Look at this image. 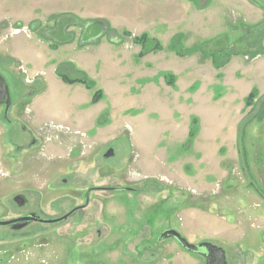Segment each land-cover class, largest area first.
<instances>
[{"label":"rangeland","instance_id":"374dc122","mask_svg":"<svg viewBox=\"0 0 264 264\" xmlns=\"http://www.w3.org/2000/svg\"><path fill=\"white\" fill-rule=\"evenodd\" d=\"M207 4L215 14L189 30L188 5ZM69 9L109 27L81 51L34 45L32 27L44 31L50 13ZM32 16L31 26L13 22ZM0 20V73L12 96L7 111L0 106V220L81 208L55 224L0 226V264H206L161 238L167 229L222 247L228 264H264V0H0ZM176 31L187 57L133 40L146 33L165 45ZM68 32L87 45L81 27ZM75 68L95 86L57 74L79 76ZM110 148L115 156L104 158Z\"/></svg>","mask_w":264,"mask_h":264},{"label":"trees","instance_id":"16d2710c","mask_svg":"<svg viewBox=\"0 0 264 264\" xmlns=\"http://www.w3.org/2000/svg\"><path fill=\"white\" fill-rule=\"evenodd\" d=\"M73 19L75 21H73ZM51 21L54 23L49 25L47 27V29H44V31H40V34L42 35V37H44L45 39L51 41V45L52 47H58L60 44H63V43H69V42H72L75 38V34L73 32H68L69 30V27L71 25H74V26H79L82 28V30L84 31L83 34L84 35V39H85V36L88 35V39H85V44H92V43H95L96 40L99 41V37L104 35L105 33H103L105 31L106 28H108V22L105 20V19H86V20H82L81 18H79V16L75 15V14H71V13H62V14H56V15H53L51 17ZM47 30V31H46ZM102 30V31H101ZM48 31H51L52 34L54 32L55 35L57 36H65V38L61 41H57V39L54 38V36H49L47 35L46 32ZM102 32L101 34L98 35L99 32ZM62 32H65V33H68L67 35L63 34ZM126 34L128 35H132L130 32L126 31L125 32ZM98 37H95L97 36ZM180 37V36H179ZM96 39L95 42H91L89 41L90 39ZM151 39L149 37L148 34L144 33V34H141L140 37L138 36H134V41L135 43H139V44H142L145 46V44L148 42V40ZM154 40V39H152ZM155 45L154 47L152 48L153 50H156V49H161L162 46L160 45L159 41L155 40ZM178 37H174L172 39V42H171V46L173 50H175L178 54L180 55H184L185 52L183 50V48H178ZM143 46V47H144ZM145 54V51L144 52H140V55L143 56ZM210 56H213L214 57V63L215 65L217 66H221L223 65L222 63H219L218 60L216 59L217 56H218V53L217 52H211L209 53ZM76 69V68H75ZM77 73L79 74V76H76V77H71L69 76L68 74L65 73V71L63 72L62 69L58 70L57 71V74L58 76L66 83H70V84H73V83H82L84 84L88 89L90 88H93L95 86V82L93 80H91L87 74L83 71H79L77 70ZM69 73V72H67ZM172 80L173 79H170L169 80V83H172ZM258 90L255 88L253 89L249 95L247 96L246 98V105H251L252 104V100L255 96V93L257 92ZM102 92H101V89H99L98 91L95 92L94 96H93V101H96L100 98ZM197 120H196V119ZM197 131H198V118L197 117H194V120H193V123L191 125V128H190V132H189V135L191 137L193 136H196L197 134Z\"/></svg>","mask_w":264,"mask_h":264},{"label":"crops","instance_id":"0c3cea01","mask_svg":"<svg viewBox=\"0 0 264 264\" xmlns=\"http://www.w3.org/2000/svg\"><path fill=\"white\" fill-rule=\"evenodd\" d=\"M198 1V0H197ZM190 8V6L188 5V7H187V9H186V14L184 15V17L182 18L183 20H187L188 19V17H189V15H192L191 16V19L192 20H190L189 21V23H192L191 24V26L188 28L189 30H197V29H200V30H202V28H204V23H207V22H209V20H208V18L207 17H209V15H210V12H213L214 13V11L213 10H209V6H208V4L207 5H205V7H202V9L201 10H195V9H197V8H195V9H190V10H188ZM62 13H71V14H75V15H77V16H79L80 18H83V19H88V18H92V15H85V14H82L79 10H71V9H69V10H62V11H55V12H52V13H50V14H62ZM215 14V13H214ZM201 18V26H202V28H200V27H198V26H195L194 24H196V25H198L199 24V19ZM35 19H39V18H33V16L32 17H30V18H28L27 20H21V19H17V20H15V21H13V22H15V23H19V24H30V26H31V23L33 22V20H35ZM182 19H179V17H177V19H175L174 21H173V23L172 24H174V25H178V24H181V22H179V21H182ZM3 20H0V22H2ZM51 22V24H52V21H50ZM177 23V24H176ZM112 24V23H111ZM162 24L164 25V26H168L169 24L168 23H166L165 21H163L162 20ZM171 23H170V25H172ZM113 25V27H114V24H112ZM29 26V25H28ZM42 26H38V27H35V28H33L32 27V29L30 30L31 31V33L33 34V36L31 37V38H33L34 37V35H35V37H36V39H38L37 40V42L35 43V42H33L34 43V45L35 44H40V43H42L44 46V48H46L47 49V51L48 52H55V51H58L60 48L61 49H63V48H65V49H68V48H70V47H72L73 49H79V51H81V50H83V49H85V48H87L88 46L90 47L91 45L90 44H87V45H84V46H82V45H80V42H79V40H77L78 38L77 37H75L74 38V40L72 41V42H69V43H63V44H60L58 47H52V45H51V41H49V40H47V39H45L44 37H41L42 35L40 34V28H41ZM31 28V27H30ZM114 28H116V27H114ZM130 31V30H129ZM179 32H182V31H176L175 33H171L170 34V42L168 43V44H165V45H163L162 43H161V41H160V39H159V37H157V36H152L151 37V39H155V40H157V41H159V43H160V45L162 46V48L161 49H156V50H153L155 53L157 52V51H164L166 48V45L168 46V48H169V50H171L172 52H176V51H174L173 49H171V42H172V39L174 38V36H175V34L176 33H179ZM153 34V33H152ZM46 40L47 42L45 43V42H43L42 40ZM134 40V39H133ZM110 42V41H109ZM109 42L108 41H106V43L105 44H109ZM105 44H103V42H101V46L102 45H105ZM113 43H111V45H112ZM96 45H98L99 46V44H96ZM142 45V44H141ZM139 46V45H138ZM143 46V45H142ZM139 49V55H140V50H141V48H138ZM84 51H86V50H84ZM154 52H150V53H148L147 55L149 56V54H155ZM170 53H168L167 55H169ZM176 54H177V52H176ZM180 55V54H179ZM185 55H187V54H184V55H180L181 57H183V56H185ZM141 56V55H140ZM144 56V55H143ZM146 56V55H145ZM185 57H187V56H185ZM11 58H12V61L13 60H18V61H22V62H25L26 64H27V62L22 58V57H20L17 53H13V54H11ZM41 59L43 58V57H40ZM39 58V59H40ZM141 58V57H140ZM211 59H212V62L214 63V57L213 56H211ZM233 59V58H232ZM231 59V60H232ZM46 61H50L48 58L47 59H45ZM229 62V61H228ZM228 62H226L225 64H227ZM224 64V65H225ZM214 65H215V63H214ZM217 68H219V67H221V66H217V65H215ZM80 67V66H79ZM81 68V67H80ZM33 71H36V70H44V68L42 67V66H40V67H36L35 69H32ZM82 70H83V72H85L86 74L88 73V71L87 70H85V69H83L82 68ZM57 71V70H56ZM88 75V74H87ZM167 78V77H166ZM66 83V82H65ZM167 83H169L168 82V80H167ZM70 84V83H69ZM73 84H76V83H73ZM82 84V83H81ZM169 85H170V83H169ZM254 89V88H253ZM252 89V90H253ZM251 90V91H252ZM250 91V92H251ZM249 95V94H248ZM247 95V96H248ZM247 98V97H246ZM246 98H245V100H246ZM245 105H246V102H245Z\"/></svg>","mask_w":264,"mask_h":264},{"label":"water","instance_id":"95a60500","mask_svg":"<svg viewBox=\"0 0 264 264\" xmlns=\"http://www.w3.org/2000/svg\"><path fill=\"white\" fill-rule=\"evenodd\" d=\"M0 105H5V109L6 111L11 107L12 105V96H11V92H10V87L9 84L7 82V79L5 78V76H3L0 73ZM114 155V150L110 149L106 154L105 157H110ZM15 201L19 204V205H23L25 203V199L23 195H17L15 197ZM68 215H65L63 217L57 218V219H51V220H44L47 223H55L58 221H61L62 219L66 218ZM33 215L30 217H24L21 219H14V220H0V226H5V225H10L13 223H16L20 220H30L33 219ZM24 224H19V225H14V228H20L22 227ZM176 237L178 239V241L181 243V245L188 249L189 251H197L199 249V247L204 246L207 249L208 255H207V264H228L227 260H226V253L225 250L222 247H218L215 244L212 243H208V242H204L201 244H194L191 243L187 240V238H185L180 232H178L175 229H169L166 230L165 232H163L161 234V238L163 237ZM214 253L217 257V259L214 261V259L212 258L211 253ZM214 261V262H213Z\"/></svg>","mask_w":264,"mask_h":264},{"label":"flooded vegetation","instance_id":"af4514ba","mask_svg":"<svg viewBox=\"0 0 264 264\" xmlns=\"http://www.w3.org/2000/svg\"><path fill=\"white\" fill-rule=\"evenodd\" d=\"M23 72V71H22ZM0 106H4L5 107V105H0ZM110 149H113V148H110ZM110 149H108L107 150V152L110 150ZM114 150V149H113ZM107 152H105V154L107 153ZM105 154L103 155L104 156V158H110V157H114L115 156V151H114V155H112V156H110V157H105ZM20 195H22V194H20ZM17 196V195H16ZM15 196V197H16ZM24 196V195H23ZM15 197L13 198L14 199V201H15ZM24 199H25V203L23 204V205H25L26 204V202H27V198H25V196H24ZM15 203H17L16 201H15ZM18 204V203H17ZM89 204V191L86 193V204L84 205V206H82V207H85V206H87ZM19 205V204H18ZM23 205H19V206H23ZM80 206V207H81ZM79 209H81V208H75V209H73L72 211H70L69 213H67V214H65V215H68L66 218H64V219H62L61 221H63V220H65V219H68L69 217H71L72 215H74L75 213H77L78 212V210ZM33 215V219H30V220H20V221H18V222H16V223H13V224H10V225H5V226H1V227H10L12 230H14V231H19V230H22V229H24V228H26L27 226H29L31 223H42V224H47V225H49V224H55V223H57V222H55V223H47V222H45L44 220H51V219H57V218H55V217H53V218H44L43 216H42V214L41 213H38V212H35V211H31V212H25V213H22V214H20V215H18V216H16V217H13V218H7V219H4V220H14V219H21V218H24V217H30V216H32ZM65 215H63V216H65ZM63 216H61V217H63ZM58 218H60V217H58ZM61 221H58V222H61ZM19 224H24L22 227H20V228H14L13 226L14 225H19ZM167 230H169V229H167ZM166 231V230H165ZM164 231V232H165ZM164 238H174L180 245H181V243L178 241V239L176 238V237H173V236H171V237H164ZM205 242V241H204ZM204 242H199V243H197V244H201V243H204ZM208 243H210V242H208ZM213 244V243H212ZM181 247L186 251V252H188V253H198L199 255H201V256H203L204 258H205V260H206V264H207V255H208V252H207V249L204 247V246H202V247H199V249L197 250V251H189L188 249H186V248H184L182 245H181ZM218 247H220V246H218ZM211 254H213V255H211L212 256V258L214 259V261L217 259V257L216 256H214L215 254L212 252ZM213 261V262H214ZM214 264H217V263H214Z\"/></svg>","mask_w":264,"mask_h":264},{"label":"built area","instance_id":"2783aa9c","mask_svg":"<svg viewBox=\"0 0 264 264\" xmlns=\"http://www.w3.org/2000/svg\"><path fill=\"white\" fill-rule=\"evenodd\" d=\"M26 29H27V31H28V28H26ZM21 69H22L23 72H26V69L23 68V66L21 67Z\"/></svg>","mask_w":264,"mask_h":264}]
</instances>
